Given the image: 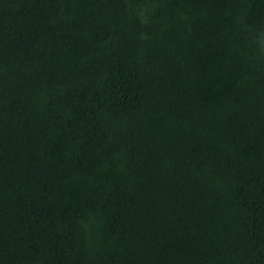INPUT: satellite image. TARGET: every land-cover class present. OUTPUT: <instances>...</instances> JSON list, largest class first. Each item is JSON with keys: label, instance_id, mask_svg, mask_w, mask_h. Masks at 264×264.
<instances>
[{"label": "trees", "instance_id": "trees-1", "mask_svg": "<svg viewBox=\"0 0 264 264\" xmlns=\"http://www.w3.org/2000/svg\"><path fill=\"white\" fill-rule=\"evenodd\" d=\"M264 0H0V264H264Z\"/></svg>", "mask_w": 264, "mask_h": 264}, {"label": "clouds", "instance_id": "clouds-1", "mask_svg": "<svg viewBox=\"0 0 264 264\" xmlns=\"http://www.w3.org/2000/svg\"><path fill=\"white\" fill-rule=\"evenodd\" d=\"M245 31L257 56L264 57V25H246Z\"/></svg>", "mask_w": 264, "mask_h": 264}]
</instances>
